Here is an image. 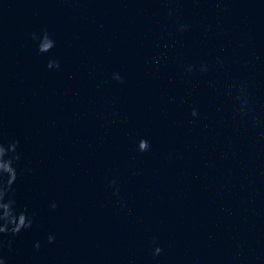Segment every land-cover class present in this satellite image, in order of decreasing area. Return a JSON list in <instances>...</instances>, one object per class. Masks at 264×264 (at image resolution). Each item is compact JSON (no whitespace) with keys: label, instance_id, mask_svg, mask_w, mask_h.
I'll use <instances>...</instances> for the list:
<instances>
[{"label":"water","instance_id":"water-1","mask_svg":"<svg viewBox=\"0 0 264 264\" xmlns=\"http://www.w3.org/2000/svg\"><path fill=\"white\" fill-rule=\"evenodd\" d=\"M0 138L7 264H264V0H0Z\"/></svg>","mask_w":264,"mask_h":264},{"label":"clouds","instance_id":"clouds-1","mask_svg":"<svg viewBox=\"0 0 264 264\" xmlns=\"http://www.w3.org/2000/svg\"><path fill=\"white\" fill-rule=\"evenodd\" d=\"M187 28V25H181V30ZM33 39H38V51L41 53L49 52L54 46L55 41L51 39L47 30H44L42 36L38 37L36 33H32ZM59 67L58 61L49 60L48 67ZM194 66L190 65L188 71H192ZM207 65L201 66V71H207ZM113 78L122 81L123 78L119 73H113ZM239 100L238 111L241 114L250 112V100L248 95L244 92L243 86L239 88ZM192 115L196 116V109L192 110ZM19 140H13L7 145L0 138V264H7V258L3 255V249L7 243V247L11 248V240L5 242L4 236L11 235L16 236L21 231L29 229L33 224L34 213H29L27 210H19L15 199V184L18 178V162L21 159V153L18 151ZM150 145L146 139H141L138 144L139 151H147ZM31 171V169H27ZM115 184V181H112ZM52 208L56 207V204L51 205ZM54 236L49 235V243L53 242ZM39 248V243L36 244ZM162 251L161 247H155L154 254H159Z\"/></svg>","mask_w":264,"mask_h":264}]
</instances>
